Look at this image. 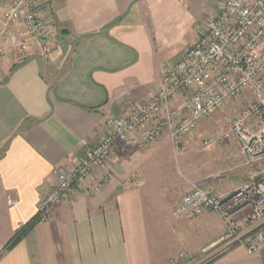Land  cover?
<instances>
[{
    "label": "crops",
    "instance_id": "0c3cea01",
    "mask_svg": "<svg viewBox=\"0 0 264 264\" xmlns=\"http://www.w3.org/2000/svg\"><path fill=\"white\" fill-rule=\"evenodd\" d=\"M48 2L53 54L21 59L12 46L0 60V264H172L216 244L226 231L219 212L172 215L183 195L160 183L161 168L176 166L161 149L165 138L145 148L116 144L93 180L8 248L36 215L53 169L97 143L132 101L157 91L166 64L194 39L204 0ZM107 171L112 179L92 192ZM234 183L218 193L241 185ZM206 264H264V245L248 253L235 243Z\"/></svg>",
    "mask_w": 264,
    "mask_h": 264
},
{
    "label": "built area",
    "instance_id": "2783aa9c",
    "mask_svg": "<svg viewBox=\"0 0 264 264\" xmlns=\"http://www.w3.org/2000/svg\"><path fill=\"white\" fill-rule=\"evenodd\" d=\"M53 10L48 0H0V60L16 46L21 59L38 52H54ZM21 31V35L19 32ZM240 99L248 101L227 129L201 142L210 148L235 139L249 165L264 158V0H222L220 9L195 28L192 42L179 59L166 64L156 92L145 100H134L122 116L113 118L110 128L95 144L83 148L80 157L65 161L52 171V185L41 198L36 215L52 217L55 206L68 202L73 194L105 166L116 144L145 148L167 138L179 151L201 122ZM105 172L92 186L100 191L112 179ZM18 200L8 198L9 205ZM215 210L228 225L226 234H236L245 224L264 216V165L253 168L247 181L227 194L210 188H196L183 195L172 215L198 218ZM248 253L264 245V230L248 243Z\"/></svg>",
    "mask_w": 264,
    "mask_h": 264
},
{
    "label": "rangeland",
    "instance_id": "374dc122",
    "mask_svg": "<svg viewBox=\"0 0 264 264\" xmlns=\"http://www.w3.org/2000/svg\"><path fill=\"white\" fill-rule=\"evenodd\" d=\"M221 2L222 0H204L202 13L193 27L196 28L210 11L218 8ZM247 103L246 99H240L201 122L198 129L187 137V147L183 151H179L170 139L164 142L161 149L172 154L169 160L176 162V166L161 168L160 183L167 190L173 191L175 196L185 195L196 188H210L215 194L222 195L218 192L227 191L232 187L230 184L233 181L234 184H244L252 167L264 165V158L253 166L247 164L235 139L223 141L210 148H203L201 142L207 136L222 134L227 129L228 122L239 114ZM223 220L226 231L216 244L210 247L204 246L194 254L182 252L172 258L171 263L206 264L229 246L235 243H248L264 230V216L256 222L243 225L236 234H226L228 225L224 218Z\"/></svg>",
    "mask_w": 264,
    "mask_h": 264
},
{
    "label": "trees",
    "instance_id": "16d2710c",
    "mask_svg": "<svg viewBox=\"0 0 264 264\" xmlns=\"http://www.w3.org/2000/svg\"><path fill=\"white\" fill-rule=\"evenodd\" d=\"M39 220L38 216L35 215L29 222L26 224H23L20 228V230L16 233L14 238L11 240V242L8 245V248L13 247L27 232L29 228H31L35 223H37Z\"/></svg>",
    "mask_w": 264,
    "mask_h": 264
}]
</instances>
